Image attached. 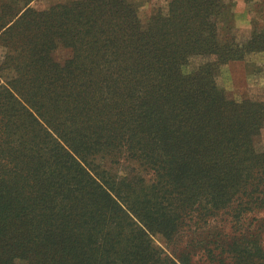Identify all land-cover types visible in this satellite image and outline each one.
I'll return each instance as SVG.
<instances>
[{
	"label": "trees",
	"instance_id": "1",
	"mask_svg": "<svg viewBox=\"0 0 264 264\" xmlns=\"http://www.w3.org/2000/svg\"><path fill=\"white\" fill-rule=\"evenodd\" d=\"M133 7L0 5V264H264V102L216 81L264 27L235 42L232 0Z\"/></svg>",
	"mask_w": 264,
	"mask_h": 264
},
{
	"label": "rangeland",
	"instance_id": "2",
	"mask_svg": "<svg viewBox=\"0 0 264 264\" xmlns=\"http://www.w3.org/2000/svg\"><path fill=\"white\" fill-rule=\"evenodd\" d=\"M72 0H0L3 2L16 3L18 7L28 4L36 10L48 9L57 3H70ZM132 3L136 17L141 22H147L149 18L161 9L167 12L170 0H127ZM228 2V0H224ZM230 1V0H229ZM232 23L230 35L235 42H246L255 26L264 27V0H232ZM223 25V23H221ZM222 25H219L222 27ZM221 36V34H220ZM230 36V38H231ZM4 48L0 45V54ZM72 54L71 48L58 45L53 55L58 62H64ZM206 58L194 60L197 64ZM217 84L224 89L230 97H251L255 101L264 102V51L251 53L245 59H230L220 67L216 78ZM259 149L264 150V126L261 129ZM156 246L165 248L166 240L161 234L153 236ZM192 264H224L223 262H191Z\"/></svg>",
	"mask_w": 264,
	"mask_h": 264
}]
</instances>
